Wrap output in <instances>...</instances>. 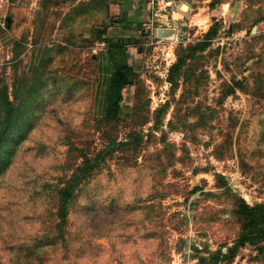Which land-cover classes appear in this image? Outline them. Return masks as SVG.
<instances>
[{
  "label": "rangeland",
  "instance_id": "rangeland-1",
  "mask_svg": "<svg viewBox=\"0 0 264 264\" xmlns=\"http://www.w3.org/2000/svg\"><path fill=\"white\" fill-rule=\"evenodd\" d=\"M168 1L173 39L127 0L1 9L0 92L24 113L39 94L3 149L0 264H264V0ZM124 66L133 84L110 119Z\"/></svg>",
  "mask_w": 264,
  "mask_h": 264
},
{
  "label": "trees",
  "instance_id": "trees-1",
  "mask_svg": "<svg viewBox=\"0 0 264 264\" xmlns=\"http://www.w3.org/2000/svg\"><path fill=\"white\" fill-rule=\"evenodd\" d=\"M11 19L8 20V28L10 27ZM215 36V31L211 29L206 35L205 38L208 40L213 39ZM209 44H206L208 46ZM117 52L122 55L123 50L121 48L117 49ZM132 70L126 66L119 67L114 72L113 76L111 77L108 89L106 91V98H107V118H117V119H123L124 110H122L120 103L123 100V94L122 91L124 88L131 86L133 84V78H132ZM39 90L34 89L33 90V96L38 97ZM31 97V100L29 98L24 99V102L26 104H29L28 110L24 113L19 109V107H14L13 102L9 100V98L5 97L3 93L0 92V173L5 170V168L9 165L10 162V155L7 154V152H3V149L7 145L6 142H10L12 136L14 135L15 127L16 125L24 120L25 118L31 116L32 109H34L35 104L37 102V97ZM40 96V95H39ZM31 103L33 104L31 107ZM129 113V111H127ZM132 138V136H129V138ZM128 139V138H127ZM115 148L114 151H117L118 149H126L128 147V141L125 142H116L115 141ZM117 149V150H116ZM101 157V156H98ZM105 158L101 157V160H99V163L101 161H104ZM89 160H86L84 162L85 168H88L86 166V163L88 165ZM80 172L73 177L75 179L76 184L81 183V181L87 180L88 173ZM81 175V177H80ZM79 179V180H78ZM74 181V180H73ZM68 189V188H67ZM67 189H64V195L67 194V199L71 200V193ZM244 208L249 212V219L251 222L256 223V227L262 226L263 222L261 221L258 223L256 216L253 214V210L249 209L247 206H244ZM262 218L263 217H259ZM264 220V219H263ZM263 232V231H261ZM261 235H264V233H261ZM250 235H242L240 238L239 244H244L248 239Z\"/></svg>",
  "mask_w": 264,
  "mask_h": 264
},
{
  "label": "crops",
  "instance_id": "crops-1",
  "mask_svg": "<svg viewBox=\"0 0 264 264\" xmlns=\"http://www.w3.org/2000/svg\"><path fill=\"white\" fill-rule=\"evenodd\" d=\"M156 1H159L158 4H156ZM167 1L168 0H127V2H125L126 4L125 9H126V12H128L130 15L132 13H135L134 15H140V16L142 15L140 22H142V19L145 16H147L146 17L147 20H150V21L152 20L151 22L153 24V27L157 25L156 26L157 37H158V30L160 29L163 30L166 34L168 33L167 30H173V34L179 37L180 32H181V27L184 24L182 23V21H180V19H175V16L177 15L181 16V13L176 10L174 5L173 7L167 5ZM156 5L159 6L158 10L155 8ZM185 7L187 6L185 5ZM138 9L140 11H137ZM188 10L189 8L187 7V11L182 10V12L187 13ZM0 14H3V13L0 12ZM143 22H144V19H143ZM163 38H168V36H164ZM11 42H12V38L9 37V35L5 34L4 32L0 33V43H11Z\"/></svg>",
  "mask_w": 264,
  "mask_h": 264
},
{
  "label": "built area",
  "instance_id": "built-area-1",
  "mask_svg": "<svg viewBox=\"0 0 264 264\" xmlns=\"http://www.w3.org/2000/svg\"><path fill=\"white\" fill-rule=\"evenodd\" d=\"M8 2V0H0V12H1V9L3 8V6ZM167 5H171V3L169 1H167ZM8 24V18L6 15L4 14H0V27L3 28V29H6L7 28V25ZM154 29L153 27V24L152 22L151 23H148V24H145V32L147 34H149L150 32H152Z\"/></svg>",
  "mask_w": 264,
  "mask_h": 264
},
{
  "label": "water",
  "instance_id": "water-1",
  "mask_svg": "<svg viewBox=\"0 0 264 264\" xmlns=\"http://www.w3.org/2000/svg\"><path fill=\"white\" fill-rule=\"evenodd\" d=\"M168 34H173V30H167ZM253 34L256 32L255 28L253 29ZM165 34V32L163 30H158V38L161 39L163 38L165 35H162V34ZM169 39V38H168Z\"/></svg>",
  "mask_w": 264,
  "mask_h": 264
},
{
  "label": "bare ground",
  "instance_id": "bare-ground-1",
  "mask_svg": "<svg viewBox=\"0 0 264 264\" xmlns=\"http://www.w3.org/2000/svg\"><path fill=\"white\" fill-rule=\"evenodd\" d=\"M182 10L187 11V7H183ZM163 35L168 36L169 39H173L175 37V34H168V33L167 34L166 33L164 34L163 33Z\"/></svg>",
  "mask_w": 264,
  "mask_h": 264
}]
</instances>
